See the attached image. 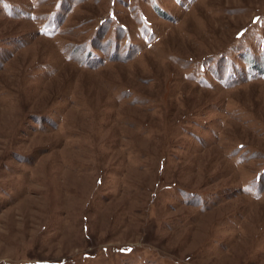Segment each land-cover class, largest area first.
I'll return each mask as SVG.
<instances>
[{"label": "rangeland", "instance_id": "374dc122", "mask_svg": "<svg viewBox=\"0 0 264 264\" xmlns=\"http://www.w3.org/2000/svg\"><path fill=\"white\" fill-rule=\"evenodd\" d=\"M0 264H264V0H0Z\"/></svg>", "mask_w": 264, "mask_h": 264}]
</instances>
